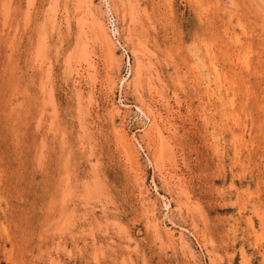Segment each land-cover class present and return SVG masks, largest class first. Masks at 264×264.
<instances>
[{
	"label": "rangeland",
	"instance_id": "1",
	"mask_svg": "<svg viewBox=\"0 0 264 264\" xmlns=\"http://www.w3.org/2000/svg\"><path fill=\"white\" fill-rule=\"evenodd\" d=\"M0 264H264V0H0Z\"/></svg>",
	"mask_w": 264,
	"mask_h": 264
}]
</instances>
